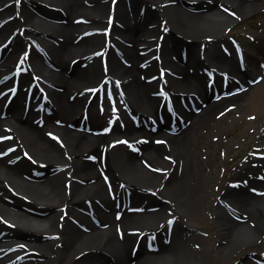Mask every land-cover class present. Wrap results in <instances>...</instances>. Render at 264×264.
Masks as SVG:
<instances>
[{
	"label": "bare ground",
	"instance_id": "1",
	"mask_svg": "<svg viewBox=\"0 0 264 264\" xmlns=\"http://www.w3.org/2000/svg\"><path fill=\"white\" fill-rule=\"evenodd\" d=\"M28 1L0 0V37L6 33L5 40L10 38L0 48V69L5 63L20 64L1 79L0 90L16 87L14 99L20 101L27 84L36 80L43 86L42 95L49 97L44 99L53 114L34 115L31 109L24 116L13 103L4 108L6 104L0 101V233L7 219L41 228L29 225L23 230L19 226V233L36 238L1 243L0 264L17 257L23 264H51L49 259L42 263L30 260L33 249L47 255L45 246H55L57 241L53 238L40 244L39 232L60 233L67 243L55 252L72 264H208L210 260H229L231 252L243 244L259 239L264 245V158L246 167L244 175V170L233 173L223 205H218L215 220L210 222L216 235L198 248L191 239L199 235H190V223L207 226L208 221L194 210L200 199L192 182L195 175L199 178L202 160L193 140L233 103L264 123L263 58L252 55L250 65H239L219 49L222 46L232 53L225 27L234 17L264 5V0H131L133 9H146V18L152 12L151 3L159 6L156 15L171 25L169 31H159L158 17L152 21L155 35L163 36L159 43L141 29L138 16L132 17L120 0H91L93 6L85 5V0H58L59 4L50 0L58 6L54 18L59 21L47 23V28L42 20H35L36 15L26 6ZM180 1L190 8H183ZM22 16L30 20L34 31L24 32L22 38L32 34L38 43L32 46L31 59L22 51L20 35L10 37ZM116 22L121 27L112 35L119 34L123 40L117 50L108 47L107 37ZM184 50L188 51L186 60L181 58ZM207 72L214 80H203ZM31 73L41 77L32 78ZM153 77L174 93L170 97L175 107L179 97L188 102L179 112L187 126L179 133L161 130L156 135L137 128L129 119L118 118L107 127L108 121L95 108L106 82L119 79L117 87L129 111L146 119V112L158 110L157 101L149 95L153 83L148 79ZM225 79L229 82L226 87L222 84ZM232 88L243 90L215 99ZM37 92L34 87L33 96ZM262 138L264 141V133ZM128 141L138 145L139 154L128 151L123 144ZM40 164L57 165L61 170L42 179L37 169ZM156 169L166 172L159 174ZM110 174L114 189L104 180ZM122 185L132 191L133 204L128 205L122 192L115 191ZM10 190L47 205L51 212L38 220L11 211L6 200ZM75 206L99 217L104 227L87 215H80L86 228L72 225L68 217L58 227L63 212L72 216ZM166 214L176 216L173 237L164 236ZM161 220L165 222L161 224ZM66 224L69 232L64 233ZM55 227L56 231H50ZM76 254L81 255L76 258Z\"/></svg>",
	"mask_w": 264,
	"mask_h": 264
},
{
	"label": "rangeland",
	"instance_id": "2",
	"mask_svg": "<svg viewBox=\"0 0 264 264\" xmlns=\"http://www.w3.org/2000/svg\"><path fill=\"white\" fill-rule=\"evenodd\" d=\"M34 1V2H32ZM29 0L27 3V7L30 11H33L36 16H34L35 20L39 22V20H42V26L47 28V23L49 22H56L59 21L56 18H54V14L56 12V4H52L50 0ZM122 5H125L127 9H129L130 14L132 17L138 16V22L142 26L141 29L144 28L145 31H148V33L151 35L150 37L154 39L156 43H159L162 40V36L159 35L156 37L154 33L155 25L152 26V22L155 18L158 17V24H159V31L161 30H167L169 31L171 29V25L165 23V19H163L162 16L156 15V11L159 10V6H157L155 3L150 4V11L152 9V12L150 13V17L146 18L143 17V14H146L145 8H137L133 9V3H131V0H120ZM181 5L184 6L183 8H190L188 5H186L184 2L180 1ZM54 3H58L59 1L56 0ZM85 5L93 6L94 3L91 2V0H85ZM160 14V13H159ZM149 16V14H147ZM134 20V19H133ZM30 20L22 16L21 19L19 18V23L15 25V28H13L11 36H15L16 34L20 35L21 38V46L24 48L22 51L25 55L28 57L31 56V49L32 46H37V40L31 35L27 36V38H22L23 33L30 31L33 33L32 27L29 24ZM155 24V22H154ZM40 25V24H39ZM120 25L116 23L111 24V31L108 32L107 37L110 40V44H108L109 48H113L117 50L123 43V40L121 38V35L115 34L112 35V31L119 30ZM224 30V28H223ZM20 31V33H19ZM22 34V35H21ZM225 38L227 39V44L230 45V47H233L232 53L230 54L227 50L223 51L222 48L219 47V49L222 51L223 54H228L227 56L231 55L235 58V61L237 64L241 65L244 64L245 66L250 65L252 61V55H257L260 58H263L262 61H264V5H260L256 8H252L248 13H245L243 15H240L239 17H234V20L232 23L227 25L225 27ZM6 33L0 37V48L8 41L5 40ZM39 36H42L39 34ZM29 37V38H28ZM32 37V38H30ZM30 39V41H29ZM186 46V45H184ZM34 48V47H33ZM260 52V53H258ZM23 54V55H24ZM196 55H198V50ZM230 56V57H231ZM263 56V57H262ZM179 57V54H178ZM188 57V51L184 50L182 51L181 58L183 60H186L185 58ZM31 59V57H29ZM32 66H35L33 62L31 61ZM15 63L9 62L5 63L3 65V68L0 69V81L3 79L5 75H8L10 72H13L16 68L14 67ZM264 64V63H263ZM264 66V65H263ZM107 65L105 66V72H106ZM264 69V68H263ZM260 69L258 72L260 73ZM32 78H36L39 76L36 73L32 74ZM41 77V76H39ZM210 78V73H205V77L203 80L207 81ZM42 80V79H41ZM117 78L112 79L111 81H107L108 85L104 86L102 91L100 92L99 96L96 97V113H100L102 116L105 117V121H108L110 124L117 121L118 118L123 120L131 121L133 125H135L137 128L141 129L144 127L146 131L149 133L152 132L153 134L158 133V131L164 130L168 131L171 134L179 133L183 128L187 126V123L184 121L182 116L180 118H176V121H171L168 125H164L166 127L161 128L159 123L160 119L157 118L156 109L150 110L149 112H146L145 114L149 117V119H139L135 115H133L129 109L127 108L126 104L123 101V98L121 97L119 87H117L118 84ZM105 82V81H104ZM148 82L153 83L149 95L153 97L157 101L158 109L161 108L162 105L161 101H165V96H169V94H172V91H169L165 89V85H163L162 82L158 81V78L148 79ZM105 83V84H106ZM37 84V85H36ZM12 87L9 86L8 88L2 91V95H0L1 100H5V98L8 97V91ZM31 88H38L39 94L41 92V89H43V86L32 82L27 84L24 92V96L22 98H25L26 92H28ZM91 88V87H90ZM243 90V89H241ZM240 91V90H239ZM4 92V93H3ZM237 90L234 91H225L222 92L221 95H219L220 98L222 97H230L233 94H235ZM31 96V95H30ZM27 97V96H26ZM21 98V102L15 101L13 104L16 108H19L20 112L23 111V104L24 100ZM91 98V97H90ZM217 99V98H215ZM0 100V101H1ZM189 105L187 101L182 100L181 97L177 99V105L173 106L174 110L179 113L181 109L186 108L185 104ZM52 103V102H51ZM169 103V102H168ZM168 106H171L168 104ZM167 108V107H166ZM169 109V108H168ZM199 111L198 109H196ZM35 112L34 115H38V112L33 110ZM164 112H166L164 107ZM81 113V112H80ZM78 114V116L80 115ZM42 115H45L47 117L51 116L53 114V108L51 105L47 103V107L43 109ZM145 115V116H146ZM181 115V114H180ZM255 113L249 112V110H241L240 106L237 104H230L228 105L225 112L220 113L212 118L211 122L207 127L198 133L199 137L198 139L193 140L195 153H198V156L201 158L202 165L198 167L197 173L199 174V178H196V175L193 179V186L197 188V193L199 194L200 201L195 205L194 208L195 212L199 216H204L208 218L207 226L202 224L201 226L193 225L190 222V235L194 232L196 236L199 235L198 239H191L192 246L194 248H198V246L206 244L205 241L211 238V235H216V227L215 225L210 224V222L215 220L216 216V210L218 208V205H223V196L225 195L228 188H230L233 179L232 175L236 171H242L246 167H251L256 160H260L264 158V141L262 138V134L264 133V123H262L260 120H258L255 117ZM146 116V118H147ZM168 117V116H165ZM36 116H34L33 119H35ZM256 118V119H255ZM107 125V126H110ZM161 128V129H160ZM165 128V129H164ZM158 135V134H156ZM143 140V139H142ZM126 144V143H125ZM127 146V145H126ZM135 146H138L137 144H133L132 147H129L128 145V151L130 153L139 154V149ZM167 159L170 160V155L166 154L165 156ZM39 170V175L42 179L46 177L48 174L53 175L56 172H59L61 168L57 165H51V164H40V166L37 167ZM158 171L161 173H165V170L160 171L159 169H156L155 172ZM245 174V170L243 173ZM111 176V174H110ZM108 176L109 178L104 179L106 180L107 184L113 181V177ZM194 176V174H193ZM152 186L156 185V181L154 182ZM162 184V183H159ZM114 183L111 184V188L114 189ZM123 193H128L132 195V191L125 187V185L122 186ZM118 190V193L120 192V189H115V191ZM69 191V190H68ZM154 196H161L158 193L152 192ZM7 198L6 200L10 203L8 204V208L11 209V211L17 212L19 214H26V216L32 217L33 219H42L49 215L51 212V209L48 208L47 205L40 204L38 202L33 201L31 198H25L23 195L13 192L12 190L7 192ZM131 195H127L124 197L125 202L131 203L132 197ZM156 203V202H155ZM74 207V206H73ZM156 207V206H154ZM81 207L75 206L76 212L72 214V216H69L66 212H63V215H61L60 222L58 223V227H63L65 222V218L68 217L69 222H71L72 225H79L80 227L84 228L85 225L82 222L81 216L87 215L91 217L92 221L95 222L97 225H100L103 227V223L101 224V220H99V217H95L91 214H89L86 211H81ZM83 209V208H82ZM169 209V208H168ZM61 208L59 209V211ZM171 213H173V209H170ZM169 214H166L163 216V219L167 220L168 225H173L175 222L176 216H171ZM25 216V217H26ZM78 216L79 218L75 219V217ZM27 218V219H28ZM162 219V218H161ZM160 220V218H159ZM165 220H161L160 223H164ZM158 219L156 220V222ZM184 221H186V225L189 226V223H187V218H184ZM35 224V223H34ZM70 224V223H69ZM3 226L1 227V235H0V244L3 242H12V241H26L31 242L30 240H34L36 237L33 235H29L27 237L23 233H19L18 227L21 226V228L24 230L26 226H34L35 229H40L41 227H38L37 224L31 225L23 223L19 225L17 221H13L10 219L5 220ZM252 229L256 232L255 227H252ZM50 230V229H48ZM50 231H56V227L52 228ZM69 232V227H67V224L64 228V233ZM29 234V233H28ZM40 237H37V240H39L40 244H43L48 239H57L55 242V246L49 245L45 246L46 251H48L47 255H44L42 251L40 250H33V259H30L35 262L42 263L45 260H52L51 264H72V262L69 260V258L65 259L64 257L58 256V254L55 252L58 248H63L66 245V239L61 238L60 233H37ZM165 236V234H164ZM259 242H261L258 239ZM256 240L243 244L242 246H239L235 248L230 255L229 260L224 261H216V260H210L208 261V264H249L246 263L252 262L251 264H264V245L262 243H259ZM132 246V244H131ZM150 246V244H148ZM54 250V251H53ZM2 254V253H0ZM81 254H76L74 257H78ZM64 258V259H63ZM21 260V259H20ZM20 260L13 262V263H7V264H19ZM23 264V260L22 263ZM158 264V262H157ZM161 264V263H159ZM163 264V263H162Z\"/></svg>",
	"mask_w": 264,
	"mask_h": 264
}]
</instances>
